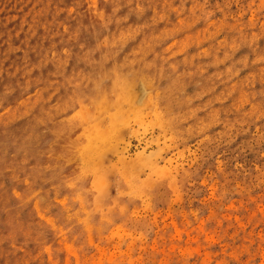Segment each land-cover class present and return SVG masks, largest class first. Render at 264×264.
<instances>
[{
	"label": "rangeland",
	"instance_id": "1",
	"mask_svg": "<svg viewBox=\"0 0 264 264\" xmlns=\"http://www.w3.org/2000/svg\"><path fill=\"white\" fill-rule=\"evenodd\" d=\"M0 264H264V0H0Z\"/></svg>",
	"mask_w": 264,
	"mask_h": 264
},
{
	"label": "bare ground",
	"instance_id": "2",
	"mask_svg": "<svg viewBox=\"0 0 264 264\" xmlns=\"http://www.w3.org/2000/svg\"><path fill=\"white\" fill-rule=\"evenodd\" d=\"M113 35V34H112ZM123 43V42H122ZM109 44V43H108ZM155 44V43H154ZM81 45V44H80ZM90 48V47H89ZM74 49V48H73ZM162 53V52H161ZM148 54V53H147ZM155 55V54H154ZM75 57V56H74ZM199 57V56H198ZM197 57V58H198ZM80 58V57H79ZM161 58V57H160ZM192 59V58H191ZM142 60V59H141ZM190 60V59H189ZM75 61V60H74ZM88 62V61H87ZM214 62H215V60H214ZM61 64V63H60ZM75 66V65H74ZM94 66V65H93ZM197 66V65H196ZM121 67V66H120ZM71 68V67H70ZM159 69V68H158ZM161 69V68H160ZM113 70V72H114V70H116V69H112ZM200 70V69H199ZM81 73V72H80ZM176 77V76H175ZM117 81H115V83H116ZM119 83V82H118ZM149 84V83H148ZM181 84V83H180ZM172 86V85H171ZM82 87V86H81ZM46 88V87H45ZM48 88V87H47ZM80 88V87H79ZM176 88V87H175ZM170 90V89H169ZM163 91H165V90H163ZM173 91V90H172ZM179 93V92H178ZM74 100V99H73ZM78 102V101H77ZM84 104V103H83ZM93 108V107H92ZM89 114V113H88ZM88 116V115H87ZM90 116V115H89ZM150 123V122H149ZM78 126V125H77ZM95 137V136H94ZM85 143V142H84ZM71 146V145H70ZM88 147V146H87ZM78 174V173H77ZM77 178L78 177H80L79 176V174H78V176L77 175H75ZM75 177V178H76ZM66 184V183H65Z\"/></svg>",
	"mask_w": 264,
	"mask_h": 264
}]
</instances>
